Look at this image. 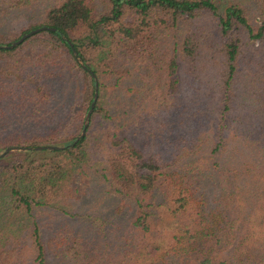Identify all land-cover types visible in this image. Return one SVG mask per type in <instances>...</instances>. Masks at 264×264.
Instances as JSON below:
<instances>
[{
	"label": "trees",
	"instance_id": "trees-1",
	"mask_svg": "<svg viewBox=\"0 0 264 264\" xmlns=\"http://www.w3.org/2000/svg\"><path fill=\"white\" fill-rule=\"evenodd\" d=\"M0 36V153L66 147L0 160V264H264V0H0Z\"/></svg>",
	"mask_w": 264,
	"mask_h": 264
},
{
	"label": "water",
	"instance_id": "water-1",
	"mask_svg": "<svg viewBox=\"0 0 264 264\" xmlns=\"http://www.w3.org/2000/svg\"><path fill=\"white\" fill-rule=\"evenodd\" d=\"M44 30H50V28H47V27H42V28H39V29H36V30H33V31H30L29 33L23 35L18 41H15L12 43L11 46H4V48H7V49H12V48H15L16 46L22 44L23 42H25L27 39L33 37L34 35H36L37 33H40ZM53 31H56V29H52ZM70 43V41H68ZM71 44V43H70ZM72 45V44H71ZM0 47H2L0 45ZM79 63L81 65H83L82 61L79 59ZM84 66V65H83ZM89 73L92 74V76L94 78H96L95 74H93L90 70H89ZM98 100V86H96V94H95V98H94V102L92 104V109L91 111L88 113L87 117H86V120H85V127L83 129V131L81 132L80 136L77 138V140L71 144V146H74L80 139H82L85 135H86V129L89 125V120H90V116H91V113L95 107V104ZM66 147H59V146H40V147H36V148H33V147H30V148H27V147H23V148H8L6 150H4L3 152L0 153V160L3 159L7 154L11 153V152H25V151H50V150H63L65 149Z\"/></svg>",
	"mask_w": 264,
	"mask_h": 264
},
{
	"label": "rangeland",
	"instance_id": "rangeland-1",
	"mask_svg": "<svg viewBox=\"0 0 264 264\" xmlns=\"http://www.w3.org/2000/svg\"><path fill=\"white\" fill-rule=\"evenodd\" d=\"M253 14H254V17L257 15L256 12H253ZM257 20H258V18L256 17V20L254 19L255 23L258 22ZM31 23H32V20L31 19H29L24 14H21V15H18V17H16L13 20L11 26H12V29L14 31H18L19 32V31H23V30H28L29 27H30V25H31ZM0 39H3V38L0 36ZM185 86H186V87H184L185 88V91H188V93H190V94L194 93L195 87H191V85H185ZM135 123H137V122H135V121H132L131 122V125H134V128L131 131V134H134L135 133V130L134 129H137V125H135ZM209 123H210L209 120L206 119V125L209 126ZM206 128H208V127H206ZM234 146H235L234 143H230L229 150L231 148H233ZM91 187H90V189H91ZM90 189L87 190V193L89 195V200L86 203L89 202L90 204H94L95 205V209H101V210L105 211L107 209V207L109 206V205H107L108 202H107V204L105 206L100 207V205H98L97 201L95 200V198H97V196H98V194L96 193V189L95 188H92L91 190ZM82 204H84V202ZM45 224H46V227H45L44 231L45 232H48V213H47V215L45 217Z\"/></svg>",
	"mask_w": 264,
	"mask_h": 264
}]
</instances>
